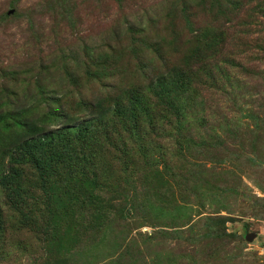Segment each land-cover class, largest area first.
Instances as JSON below:
<instances>
[{
    "label": "trees",
    "instance_id": "16d2710c",
    "mask_svg": "<svg viewBox=\"0 0 264 264\" xmlns=\"http://www.w3.org/2000/svg\"><path fill=\"white\" fill-rule=\"evenodd\" d=\"M144 4L45 0L32 7L27 51L43 38L38 12L52 17L53 28L72 30L84 9L118 14L96 33L104 40L70 46L69 64L52 52L38 67L12 69L0 38V242L9 231L40 232L52 261L73 263L117 231L119 251L104 264L242 261L227 258L233 244L243 248L222 212L231 214L228 197L244 185L230 164L251 166L244 175L264 193V0H158L146 11ZM14 12L1 14L0 24L25 17ZM225 34L236 44L224 51ZM255 34L263 41L255 44ZM93 84L99 92L87 99L82 90ZM247 87L251 98L254 88L260 96L243 109L237 101ZM248 197L264 214V197ZM207 207L212 212L192 218L194 208ZM132 224L164 226L124 236ZM170 237L177 247L184 242L180 254L161 253Z\"/></svg>",
    "mask_w": 264,
    "mask_h": 264
},
{
    "label": "rangeland",
    "instance_id": "374dc122",
    "mask_svg": "<svg viewBox=\"0 0 264 264\" xmlns=\"http://www.w3.org/2000/svg\"><path fill=\"white\" fill-rule=\"evenodd\" d=\"M11 1L12 0H0V15L8 13L9 16H13L15 13L14 11L17 10V12H22L25 17H11L10 20H7V22L0 24V38L5 39L2 45L5 56L2 61L5 65L9 67L11 66L12 69H23L22 72L26 71V66L32 67L34 65L38 67V63L36 61L38 59L48 61L49 57L47 56L52 52H55V55L52 56L54 60L60 59L65 55L69 57L67 58V63H71L70 46L74 45L76 42L82 43L81 38L85 40L89 38V40L94 41L95 44L101 42L104 40V37L102 34H96L99 33L101 25L105 22H111L116 16H118L116 12H109V14H106L102 10L94 9L92 13H88V11L84 9L81 11L82 15L79 16L81 21L72 30L68 27H62L64 26L62 23L59 24L60 28H53L54 20L52 17L47 16V12H45L46 15L38 12L36 19L41 20L38 31L41 35H43V38H38L36 43L37 45L33 46L32 50L30 49V51H27L26 47L23 46V41L29 34L28 30L25 28L28 12L32 7L44 2L45 0H20L16 8L13 10L10 9L9 5ZM143 2L146 3L144 4L143 10L146 11V8L149 7L148 4L154 7L155 4L158 3V0H143ZM248 9L251 8L249 7ZM248 9L245 7L243 9V13H245ZM146 21L147 17L144 18V22ZM199 22L202 23L201 25H205L204 18H200ZM241 29V27H238L236 28V31H240ZM225 31H227V29ZM88 34L90 36H87ZM231 37L225 34L224 39L228 45L223 48L224 51L230 46H234L236 44L233 42ZM253 38L255 39V44L263 41V36L259 34L253 35L252 39ZM239 50L240 48H236L235 52L237 53ZM32 57L34 58L32 59ZM218 57V59H221L223 57V52L220 53ZM52 63H57V61ZM146 65L147 67H150V64ZM71 66L72 65H69L68 67ZM263 68L258 69L261 70ZM233 74H235L234 71ZM117 78L118 76H115V81L118 82ZM99 89L100 87L98 85L94 86L93 84L92 87L83 88L82 92L87 99H90L92 97V93L99 92ZM255 90V88L251 90L253 93L251 98L250 88L247 87V89L243 92V98L237 101V107L247 109V100L254 101L256 96H260V94H257ZM263 96L264 93L262 94V97ZM223 104L229 106L230 103L226 100ZM230 165L231 169H234L236 173H242V183H244V185H239L241 187L238 189V195L236 197H228L229 203H227L231 206V214H226L225 212H222V214L229 215V221L226 223L227 230L228 232L236 233L241 237L242 242L239 245L243 249L238 250L233 244L232 246L234 248L229 250L227 258L237 259V261L242 260L238 264H264V214L261 215L258 213V208H256L257 210L253 208V198L251 199L248 197L249 195L264 197V193L260 191V189L257 188V186H255L253 182L246 177V175H244V173H252L253 168L251 166L243 165L242 168H235V165ZM263 168L264 165H262V169L260 170L263 171ZM213 207L194 208L191 213L193 215L192 218L196 220L198 218L197 213L204 212V214H206L207 212H212L211 210ZM133 225L134 224L131 225L128 232L125 231L124 236H129L130 238L135 236L138 238V232L140 231L142 234H152L156 229H160L161 227L163 228L164 226V224H156V226L152 228V226L147 224L141 228H135ZM5 235L6 238L0 242V264L72 263V260L68 261L67 259L63 263L59 260H56L57 262L54 260L52 261V257H50L52 256L50 252L52 249L49 250L51 245L45 241L47 239V235L45 234L24 230L19 232L9 231L6 232ZM122 236L123 234L120 232V235H118L117 231L116 233H109L105 236L104 242H100L95 249L91 248L86 254L77 253V255L74 256L75 260L72 264L106 263L107 259H110L112 255H115L119 251ZM176 243L177 240L174 238L170 237L169 239H165L164 242L161 243V246L164 247L163 250H161V253L163 255L180 254V251L184 249V242L182 243V247H177L178 245ZM154 253H156V250H154ZM134 254L135 256H139V252H135ZM48 257H50V259H48Z\"/></svg>",
    "mask_w": 264,
    "mask_h": 264
}]
</instances>
